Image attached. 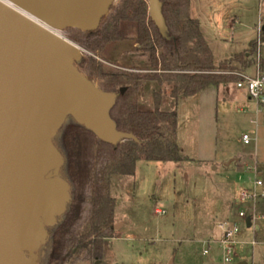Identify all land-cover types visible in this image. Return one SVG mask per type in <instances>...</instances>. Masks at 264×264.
<instances>
[{"label": "rangeland", "instance_id": "1", "mask_svg": "<svg viewBox=\"0 0 264 264\" xmlns=\"http://www.w3.org/2000/svg\"><path fill=\"white\" fill-rule=\"evenodd\" d=\"M190 1V16L200 21L216 65L248 49L257 38L259 27H264V0ZM119 2L114 0L100 25ZM157 15L156 23L166 31L160 10ZM67 29L56 30L69 39ZM74 43L80 52L74 66L84 73L80 62L92 53ZM137 48L133 39H127L108 44L95 57L106 70L146 72L149 58ZM261 58H264V43ZM232 66L226 74L238 75L240 80L238 73L252 75L255 71L254 65L243 69L234 62ZM92 81L102 89L98 82ZM158 92L162 108L177 112L176 140L182 159L139 160L133 175H112L110 193L115 198L116 236L105 241L99 263L83 260L77 264H217L215 247L210 254L203 253L204 241L218 237V222L226 219L239 223L240 239L257 241L254 247L240 245L238 257L229 264H264V223L254 233L238 217L239 191L255 177L252 170L255 163L264 180V107L259 117L257 142L245 144L243 134L255 133L256 125L251 119L258 105L237 83L208 85L194 95L180 97L174 105L168 83L146 81L135 99L142 107L153 108ZM66 121L77 122L72 115H67ZM55 172L68 183L69 200L65 210L56 215L55 222L46 226L48 236L39 248V264H51L49 232L67 217L77 193L75 183L65 172L64 157ZM156 208L165 209L166 213L157 215Z\"/></svg>", "mask_w": 264, "mask_h": 264}, {"label": "trees", "instance_id": "2", "mask_svg": "<svg viewBox=\"0 0 264 264\" xmlns=\"http://www.w3.org/2000/svg\"><path fill=\"white\" fill-rule=\"evenodd\" d=\"M166 24L162 31L150 18L148 0H120L92 31L68 28V38L92 55L81 60L87 77L117 95L111 116L117 128L133 138L112 144L78 122H65L55 136V145L64 157V168L76 185L69 214L49 232L51 264H77L102 257L105 241L116 236L115 198L110 178L133 175L139 160L178 161V117L174 109H163L161 94L155 93L153 108L142 107L136 94L146 81L168 83L174 105L180 97L194 95L208 85L236 83L240 77L221 71L243 69L254 62L258 40L264 43V27L249 48L216 65L213 52L200 27L190 16V0H159ZM129 33V34H128ZM133 39L147 54L146 72L106 70L99 56L108 44ZM264 72V58L260 61Z\"/></svg>", "mask_w": 264, "mask_h": 264}, {"label": "water", "instance_id": "3", "mask_svg": "<svg viewBox=\"0 0 264 264\" xmlns=\"http://www.w3.org/2000/svg\"><path fill=\"white\" fill-rule=\"evenodd\" d=\"M113 2L0 0V264H39L46 226L66 208L69 185L55 172L63 157L53 137L67 115L103 141L133 138L111 116L117 95L74 66L78 46L41 24L96 30ZM148 2L159 27L161 2Z\"/></svg>", "mask_w": 264, "mask_h": 264}, {"label": "built area", "instance_id": "4", "mask_svg": "<svg viewBox=\"0 0 264 264\" xmlns=\"http://www.w3.org/2000/svg\"><path fill=\"white\" fill-rule=\"evenodd\" d=\"M260 30L261 27L258 29V34ZM261 45V41L258 40L254 53V62L252 64L255 66L254 74L240 72L238 74L241 75L242 79L236 82L239 88H245L248 91L250 99H255L258 105L255 111V117L251 119V123L256 125V130L254 134H243L242 139L245 144L257 142V129L260 126L259 117L261 108L262 106L264 107V72L260 65ZM223 72L227 73V71ZM252 170L255 173V177L250 180L251 183L249 186L243 187L239 191L238 196L241 206L238 210V217L245 221L249 218L251 222L250 228H253L254 233H256L261 228L262 223H264V180L257 163L252 165ZM155 213L162 215L166 213V210L156 208ZM218 228L220 230L219 236L205 240L206 247L203 250V253L207 255L215 247L218 256L217 264H229L234 261L238 257V248L240 245H251L253 247L257 245L255 239L247 241L240 239V225L236 220L226 219L220 221L218 222Z\"/></svg>", "mask_w": 264, "mask_h": 264}, {"label": "bare ground", "instance_id": "5", "mask_svg": "<svg viewBox=\"0 0 264 264\" xmlns=\"http://www.w3.org/2000/svg\"><path fill=\"white\" fill-rule=\"evenodd\" d=\"M10 4V3H9ZM33 18V17H32ZM36 20V19H35ZM39 23H41V22H39ZM43 26H45L46 28H48L49 30H52L53 32H55V33H57V30L56 29H54L53 27H51V26H49V25H47V24H45V23H41ZM56 30V31H55ZM59 34V33H58Z\"/></svg>", "mask_w": 264, "mask_h": 264}, {"label": "crops", "instance_id": "6", "mask_svg": "<svg viewBox=\"0 0 264 264\" xmlns=\"http://www.w3.org/2000/svg\"><path fill=\"white\" fill-rule=\"evenodd\" d=\"M200 22V21H199ZM200 26H201V23H200ZM202 31V30H201ZM202 33H203V35H204V32L202 31ZM204 37H205V35H204ZM206 38V37H205ZM254 40V39H253ZM207 41V40H206ZM207 43H208V41H207ZM209 44V43H208ZM210 46V45H209ZM211 48V47H210ZM97 262L99 263L100 261H98L97 260ZM245 263V262H244ZM243 262H241L240 264H244Z\"/></svg>", "mask_w": 264, "mask_h": 264}]
</instances>
